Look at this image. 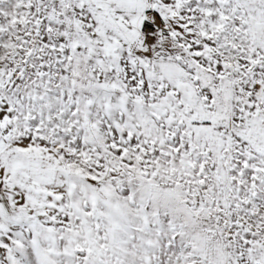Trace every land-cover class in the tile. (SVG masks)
<instances>
[{
	"label": "snow or ice",
	"instance_id": "snow-or-ice-1",
	"mask_svg": "<svg viewBox=\"0 0 264 264\" xmlns=\"http://www.w3.org/2000/svg\"><path fill=\"white\" fill-rule=\"evenodd\" d=\"M0 264H264V0H0Z\"/></svg>",
	"mask_w": 264,
	"mask_h": 264
}]
</instances>
